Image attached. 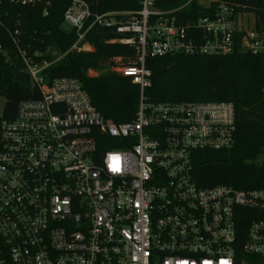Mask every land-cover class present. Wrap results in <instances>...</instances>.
<instances>
[{"label":"built area","instance_id":"2783aa9c","mask_svg":"<svg viewBox=\"0 0 264 264\" xmlns=\"http://www.w3.org/2000/svg\"><path fill=\"white\" fill-rule=\"evenodd\" d=\"M194 2L209 15L179 19ZM6 4L42 6L44 16L51 7L0 0V9ZM140 6L97 13L72 0L63 15L77 35L69 52L93 51L85 39L95 27L131 34L119 43L135 48V64L110 69L139 89L131 122L105 119L77 79H48L43 72L54 62L34 63L20 50L39 99L0 121V264H264V190L202 188L196 180L197 153L234 147V106L146 96L148 58L230 55L246 14L235 13L234 0ZM244 33L242 48L262 53L261 35Z\"/></svg>","mask_w":264,"mask_h":264},{"label":"trees","instance_id":"16d2710c","mask_svg":"<svg viewBox=\"0 0 264 264\" xmlns=\"http://www.w3.org/2000/svg\"><path fill=\"white\" fill-rule=\"evenodd\" d=\"M50 1L47 16L42 6L6 4L0 9V97L5 100L1 120L15 119L23 101L39 99V92L26 72L21 50L34 63H52L57 59L43 75L50 80L77 79L105 119L117 124L133 121L139 89L130 78L110 70L135 64V48L119 43L131 34H120L115 28L95 27L85 39L93 51L69 52L77 35L74 30L65 28L63 15L72 0ZM85 1L92 12L97 13L141 9L140 0ZM234 1L235 13L254 14L257 17L255 31L264 34V25L258 19L264 14V0ZM186 3L187 0H156V8L171 11ZM176 15L186 21L206 17L209 11L194 2ZM244 36V31L236 32L235 48L230 55L175 54L146 61L152 73V87L146 92L151 102H223L234 106V147L228 151L199 152L195 156L196 180L202 188L229 186L264 190V54L244 50L241 46ZM89 70L103 72L92 77L87 74Z\"/></svg>","mask_w":264,"mask_h":264},{"label":"rangeland","instance_id":"374dc122","mask_svg":"<svg viewBox=\"0 0 264 264\" xmlns=\"http://www.w3.org/2000/svg\"><path fill=\"white\" fill-rule=\"evenodd\" d=\"M256 21H257V17L254 14L248 13L246 15H243V17H239V19L236 22V28L237 29H241L244 32H248V31H255L256 30ZM66 29H69L68 26H65ZM54 62H57V59L53 60ZM103 71H94V70H89L87 72V74L89 76H97L100 73H102ZM4 105H5V100L4 98L0 97V120L3 116V110H4Z\"/></svg>","mask_w":264,"mask_h":264},{"label":"water","instance_id":"95a60500","mask_svg":"<svg viewBox=\"0 0 264 264\" xmlns=\"http://www.w3.org/2000/svg\"><path fill=\"white\" fill-rule=\"evenodd\" d=\"M262 7H263V10H264V1H263V3H262ZM258 19H259L260 24H261V25H264V14L260 15V16L258 17ZM261 39H262L263 47H264V34L261 35ZM262 54H264V49H263V51H262Z\"/></svg>","mask_w":264,"mask_h":264}]
</instances>
